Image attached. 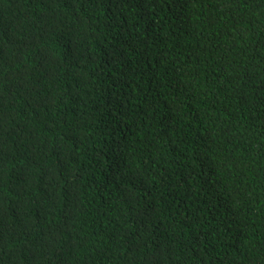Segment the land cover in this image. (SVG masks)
I'll return each instance as SVG.
<instances>
[{
	"label": "trees",
	"instance_id": "1",
	"mask_svg": "<svg viewBox=\"0 0 264 264\" xmlns=\"http://www.w3.org/2000/svg\"><path fill=\"white\" fill-rule=\"evenodd\" d=\"M0 264H264V0H0Z\"/></svg>",
	"mask_w": 264,
	"mask_h": 264
}]
</instances>
